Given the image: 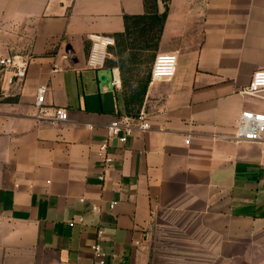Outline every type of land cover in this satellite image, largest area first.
<instances>
[{
	"label": "crops",
	"instance_id": "1",
	"mask_svg": "<svg viewBox=\"0 0 264 264\" xmlns=\"http://www.w3.org/2000/svg\"><path fill=\"white\" fill-rule=\"evenodd\" d=\"M158 2L157 51H178L176 73L149 82L150 127L114 139L105 168L107 126L152 67L125 77L136 53L116 88L109 60L86 66L88 36L124 31L144 0H0V56L28 64L22 81L3 74L15 100L0 102V264H89L97 242L107 264H264V137L224 138L243 111L264 112V92H241L264 68V0ZM41 85L67 121L36 116Z\"/></svg>",
	"mask_w": 264,
	"mask_h": 264
},
{
	"label": "built area",
	"instance_id": "2",
	"mask_svg": "<svg viewBox=\"0 0 264 264\" xmlns=\"http://www.w3.org/2000/svg\"><path fill=\"white\" fill-rule=\"evenodd\" d=\"M90 40V48L87 55L86 66L92 69H102L106 66L110 56V49L116 44V39L113 35L93 32L88 36ZM68 54H63V58L68 59ZM178 51L160 52L157 54L151 69L150 83L154 81L171 79L176 73L178 64ZM0 68L4 72L5 80L9 75L8 82L12 83L14 79L22 81L27 76L28 64L26 60L18 56H0ZM57 70V69H55ZM111 83L114 87L122 86V76L119 67L111 68ZM47 86L41 85L37 88V114L40 119L52 118L56 121H67L68 111L63 107L54 109V114L49 115L48 107L44 104ZM241 92L257 96L264 92V68L257 69L251 78V81L241 89ZM150 127L149 121L146 119L143 111L136 118L125 116L122 119H116L108 124L107 134L100 145L99 154L104 164V167H109L113 161L110 153V147L114 139L120 143H126L127 140L136 132L137 129L146 130ZM264 137V112L243 111L238 119V127L232 134L224 136V138L236 143L249 141H261ZM189 142V140H187ZM104 179L105 176L101 175ZM116 205V202L111 203V208ZM94 210H99L97 205L93 206ZM82 217L80 221H82ZM70 225H75L71 222ZM94 252V262L89 264H107L108 254L103 250L100 243L92 245Z\"/></svg>",
	"mask_w": 264,
	"mask_h": 264
},
{
	"label": "trees",
	"instance_id": "3",
	"mask_svg": "<svg viewBox=\"0 0 264 264\" xmlns=\"http://www.w3.org/2000/svg\"><path fill=\"white\" fill-rule=\"evenodd\" d=\"M146 12L143 14H126L124 16L125 30L116 32L113 36L116 44L111 47L110 53L113 55L109 59L111 66H118L123 74L124 68L130 67L134 62L135 50L157 51L160 38L167 18V8L160 11L158 0H144ZM141 66V62H139ZM139 66V70H142ZM151 72L149 71L143 79L136 82V86L125 91L127 107L126 116L136 118L139 116L141 106L147 93ZM3 94V92H2ZM15 98L4 97L3 101H14Z\"/></svg>",
	"mask_w": 264,
	"mask_h": 264
},
{
	"label": "rangeland",
	"instance_id": "4",
	"mask_svg": "<svg viewBox=\"0 0 264 264\" xmlns=\"http://www.w3.org/2000/svg\"><path fill=\"white\" fill-rule=\"evenodd\" d=\"M135 51L137 53L135 56V61H140L142 64H141V66L138 63L134 64L135 69H133L132 71H129L128 73L125 74V77H128V79L132 77L134 81L136 79H138L137 77H141V76L145 75L142 70H139V66L144 68L147 71L149 68L152 67V64L154 61L153 54L156 52V55H157V53H158V51L154 52L152 50H139L138 49ZM109 59H112V55L109 56L108 60ZM120 71H121V69H120ZM3 73L4 72L0 68V102H3L4 97H6L4 94ZM121 76H122V82L124 83V80H123L124 75L122 74V72H121ZM126 90H131V89L128 88ZM2 92H3V94H2ZM159 251L161 252V250H159ZM169 260H171V259L169 258ZM155 262H156L155 264H170V263H168V258L164 257L163 255H158L155 259Z\"/></svg>",
	"mask_w": 264,
	"mask_h": 264
}]
</instances>
